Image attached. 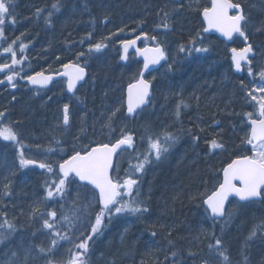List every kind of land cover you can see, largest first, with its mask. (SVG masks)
Returning a JSON list of instances; mask_svg holds the SVG:
<instances>
[{
	"label": "trees",
	"instance_id": "obj_1",
	"mask_svg": "<svg viewBox=\"0 0 264 264\" xmlns=\"http://www.w3.org/2000/svg\"><path fill=\"white\" fill-rule=\"evenodd\" d=\"M24 1L17 0L19 7L16 8L15 15L19 21H16V27H12L4 34V43L0 44L2 48L11 45L17 54V59L21 61L11 70H7L6 76L18 74L17 72L21 69L23 73L29 69L35 73L56 72L64 64L53 67L46 65L44 69L39 70L37 57L45 56L47 64L55 52L64 56L67 51L80 50L84 53L81 55L83 59L74 60V64L91 67L87 61L94 58L100 61L102 75L93 79L90 68L89 83L93 84L91 87L96 93V99L108 98V100H113L115 108H120L114 118L120 124L127 122L123 113V91L129 80L118 77L120 67L115 57V49L108 48V34L112 35L110 39L117 36L124 40L143 34L150 37L154 33L161 34L162 43L171 59V64L173 65L178 60L181 61L182 76L188 67L195 65L193 62L198 58L182 61L188 57L189 53L181 52L180 47L183 46L186 49L192 47L193 40L196 41V46H202L201 42L205 40L202 35L201 13L209 4L208 0H29L28 7H24ZM251 5L253 4H247L246 9H250ZM118 11L117 15L113 14ZM165 12L168 13L166 18ZM128 14H131V18L126 20ZM77 19L82 21L94 19L96 22L90 30L82 27L75 31L71 26L78 21ZM28 21H32L33 28L23 32V28L29 25ZM165 22L169 25L168 28L158 27ZM33 33L37 34L36 39L32 37ZM43 35L50 45L40 54L39 40L43 39ZM102 40L107 47L100 52H89V48ZM21 44L27 45L23 53L19 51ZM113 44L117 45L114 41ZM209 51L210 49L208 53ZM9 60L11 64V54H9ZM202 66L200 75L208 76L204 81L206 84L202 86L208 87L211 95L208 94L206 98L200 96L191 108H188V104L182 100L187 107L181 105L186 113L181 114L184 118L180 120L181 125L177 128L178 139L174 144L177 147L175 154L166 158L165 156L169 153L167 152L157 161L153 158L151 163L145 165L147 170L134 174L140 182H143L144 191L141 198L148 211L125 227L117 222L110 223L109 220H104L101 233L94 236L89 243V248L93 250L92 257H95L94 264H133L134 256L129 253L128 242L133 243L135 234L141 235L143 240L149 244L160 243L158 227H149L150 221L156 218L153 192H157V189L169 192L170 197L166 199L167 201H162V204H157L158 219L169 224L175 208L188 205L182 220L183 227H189V230L186 233L179 231L180 236L173 237L176 242L172 239H162V241L172 243L167 242V245L164 243L163 252L159 254L157 252L153 256L146 255L143 260H138L140 264H170L172 260H178L182 264H264V202L235 205L232 211L228 212V214L231 213V218L229 219L227 215L225 221L218 223H212L209 220L203 206V200L219 184L220 173L225 165L241 156L239 145L248 147L242 144L248 128L244 122V114L249 111L255 112L256 109L245 95L249 82L245 79V75L241 78L234 75L224 47H222L221 57H215L213 54L206 56ZM197 75H199L198 72L191 74L192 89L194 86H201L203 81ZM163 77L167 78L161 82L163 88L174 83L179 86L183 85L182 79L180 81L176 79V73L175 76L167 74V77L165 73ZM242 83L244 88L241 87ZM170 87L173 88V85ZM159 92L155 90V98H158ZM187 92L189 93V89ZM187 96L183 99L186 100ZM34 101L38 100L34 99ZM54 104L60 112L62 104L57 102ZM202 114L204 116H201ZM192 116L198 117L196 122L190 119ZM206 118H209V123L199 128L198 121L203 123ZM130 125L134 126V123ZM149 125L156 127L153 119L149 121ZM143 132L146 136L150 134L145 132L144 128L138 127L132 134L130 133L133 136L134 145L140 142ZM213 139H218L224 148L212 149L210 141ZM143 140H146L145 145L141 147V151L140 148L134 150L126 169L130 170V167L137 162L136 157L148 151L146 137ZM129 170H126L127 173ZM166 171H173V173L167 176ZM98 211L99 209H95L93 220ZM253 230H256V235L249 239ZM152 231L157 233L155 237L150 234ZM216 239L223 242L222 248L229 257L228 262H223L213 250L211 251L215 256L206 257L209 245H214ZM181 241L183 243H180ZM67 245H70V242ZM74 249L78 251L75 247ZM162 253L164 255L158 257ZM152 258L155 260L151 261ZM90 259L91 257L88 260Z\"/></svg>",
	"mask_w": 264,
	"mask_h": 264
},
{
	"label": "snow or ice",
	"instance_id": "obj_2",
	"mask_svg": "<svg viewBox=\"0 0 264 264\" xmlns=\"http://www.w3.org/2000/svg\"><path fill=\"white\" fill-rule=\"evenodd\" d=\"M14 0H0V39L4 38V25L6 22L14 24L15 17L12 12ZM55 7V5H53ZM230 10H235L233 14H229ZM203 19L207 24V27L202 29L203 32H210L215 30L219 32L224 38L232 41L234 36L242 38L244 46L241 48L232 47L231 61L237 72L241 71L245 66L247 67V73L249 76H253V69L251 67L253 59L256 55V50L253 45L249 43V35L246 31V25L248 24V16L245 14L240 3H235L233 0H211V7H205L202 10ZM165 18L168 13H164ZM11 18V19H9ZM168 28L169 25L165 22L158 27ZM123 31V30H121ZM257 32H264V24L256 28ZM199 37V33L197 34ZM139 38V37H138ZM147 39V36H145ZM153 41L156 40L155 36H152ZM15 43V41H13ZM136 45L135 39L125 40L123 42L124 55L121 57L123 60L128 59V50L134 48ZM192 47L185 48L180 47L181 52H188L191 54L194 52H207L208 48L203 46H196V41H192ZM27 45L21 44L19 51L24 52ZM107 47V44L98 42L94 47L89 48V52H100ZM5 53L11 54V64H0V72L11 68L21 63L17 59V54L9 45L4 49ZM137 54L144 57L143 70L139 73L140 79L136 83L129 85L128 99H127V114L133 115L136 109L147 102L149 96L150 82L143 79L144 71L149 69V65L159 64L161 60H164V50L157 44L154 48H136ZM84 55V53H80ZM64 71L59 75L67 77V91L73 92L76 89L77 83L83 81L85 78V68L78 63H67L63 65ZM259 84H252L247 87L245 95L249 102L252 103L256 109L255 112L249 111L244 114V122L248 126L246 129V135L242 140V144L250 146V149L245 148V151L250 150L251 155H242L232 160L227 167L222 169L223 178L222 182L218 184L216 189L207 195L203 200V203L207 206L206 211L210 212L213 219L223 218L225 216V204L228 201L229 196L238 198L240 202L249 203L255 201H264V70L259 73ZM14 75H7V83L15 88ZM53 75H45L44 72H39L35 76H29L28 81L33 85H39L40 87H47L52 82ZM0 83H4L0 80ZM241 87L245 86L243 83ZM187 107L186 104L177 105L176 116L180 115V107ZM62 123L67 126L70 122L69 106L67 104L63 107ZM120 111V108H115L107 119L102 124V129H108L109 133L114 131L112 120L116 116V113ZM3 113H0V117H3ZM218 123V122H217ZM0 139L4 141H11L19 143V137L17 132L10 126L0 127ZM148 142V151L142 156L136 157V164L130 167L128 173L121 178L119 174L113 175L115 172L113 157L118 155L119 150L127 151L134 148V139L131 134H128L121 129V133L115 142L97 144L96 146L88 149L73 150V153L67 158H62L55 166L41 162L36 159L25 158L23 151H20V166H35L40 169L53 173L58 170V177L53 180L51 184L46 182V200L58 198L57 202L71 197L72 208L68 209V212L62 213L60 219L62 222L67 223L69 226L74 221L79 220L80 216L86 211V207L80 204V192H76L73 196L72 191H69L76 185L77 187H84L90 193L92 201L99 206V211L95 215L94 223L90 226V234L81 235L77 237L78 243L74 244L76 249L81 251L71 253L67 264H87V253L89 251V241L93 240V237L98 233H101L102 226L104 224L105 217L107 216L109 222L115 215L121 213H130L132 215L140 214L148 211V208L143 205L142 201L133 198L134 186L137 185L138 180L135 177V173L143 172L145 165L152 162V159L160 160L162 156L174 146L177 137L173 134L164 132L162 136L148 134L146 136ZM210 147L212 149H223L224 145L219 142L218 139L210 141ZM53 151L52 149H48ZM79 182V183H78ZM238 182V183H237ZM90 186V187H89ZM8 185H5V195H10L7 191ZM138 194V189L136 190ZM127 196L129 199L125 200ZM91 201L87 207H91ZM40 211L39 204L32 210V215H35ZM70 213V214H69ZM41 216L50 217L44 218L42 228L49 230L50 237H58L50 239V246L45 248L43 246H36L39 254L44 256H50L53 250L57 247L59 240L69 239L67 235H60V232L56 229L55 221L57 220V213L55 210L40 213ZM229 219L231 213L228 214ZM0 229H4L0 232V243H3L4 239L11 236L16 230L15 226L8 220L4 219L0 222ZM153 237L157 235L155 231L150 233ZM171 233H169L170 235ZM256 235V230H253L249 236L252 239ZM169 243H172L169 241ZM223 242L220 239H216L214 245H209L210 250H213L215 254L222 258L223 262H228L229 257L225 254L222 248ZM24 260L18 261L17 253H12V259L8 264H28V257L31 252L25 249ZM192 255L193 253H189ZM175 256V253H173ZM46 264H53L51 259L46 261Z\"/></svg>",
	"mask_w": 264,
	"mask_h": 264
},
{
	"label": "rangeland",
	"instance_id": "obj_3",
	"mask_svg": "<svg viewBox=\"0 0 264 264\" xmlns=\"http://www.w3.org/2000/svg\"><path fill=\"white\" fill-rule=\"evenodd\" d=\"M242 1L245 2L246 4H250V3L253 4V5H251L250 9L248 8L247 16H248L249 22L246 25V31L249 35V39L253 40L255 43H257L256 45L252 44L257 51V58L252 62V65H251V67L253 69V76L248 75L247 67H246L244 70L245 71V73H244L245 79H247V81L249 82V85L259 84L260 79H259L258 73L261 70H264V54H263L264 32H257L256 28L260 27L262 24H264V0H252V1L242 0ZM17 5H18L17 0H14L13 7H12L13 13H14V9ZM9 19H11V18H9ZM8 24L12 25V23H10V22H8ZM5 25H6V23H5ZM5 25L3 27H5ZM5 33H6V29H4V34ZM114 39H116V37ZM1 41H2V39H0V42ZM201 45L203 47L208 48V49L210 48L211 50L209 51V53L213 54V56H215V57H221L222 56L221 46L218 45L213 40H204L201 42ZM236 45L237 46H242V45L244 46L243 39L237 38L236 39ZM117 52H119L118 49H117ZM209 53H208V51L207 52H199V53L193 51L191 54H188V57L184 58V60H182V61H188V60L193 59L195 57L199 58V60H200L202 56H207ZM3 63L4 62H2V60H0V64H3ZM180 64H181V61L178 60V61H175L173 65H174V67H176V69H179L181 67ZM15 66L16 65H14L12 68H14ZM169 71H172V70H169ZM125 72H128V73H125ZM160 75L161 74H157V75H154L150 78V82L153 84L155 90L160 91L158 98L154 97L152 102H150V104H149L150 106L143 113H141V115L139 116L140 122L138 121L139 117H138L137 121H134V122H139L140 124L144 125L146 123H149L148 119L149 120L153 119L156 127L159 126V128H158L159 132H157V133L149 132L150 134L162 136L163 133L166 131L168 133L173 134L178 139V135L176 133H177V128L179 127V125H181V122L178 120V118L175 114L176 109H177L176 105H179V102H178L179 100L184 101V99L183 98H177L176 96H174L170 92L171 89H166V90L164 88L160 89V81H161ZM119 76H124V80H127V79L131 80L132 78H135L136 72H130L129 69L127 68L125 70H122L118 74V77ZM207 78H208V76H207ZM89 86H90V83H88L81 91H79L74 97H72V99L67 100L69 103L71 102L69 105L70 122H69V125H67V126L63 125V123H62L63 113H61V115L58 118L59 127L55 131L56 140H54L55 142L53 144H51V146H52L51 149L53 150L50 152L51 155L50 156L38 155V154H35L32 150L29 151L27 149V147H25L24 148L25 158L36 159L38 161L47 162V163H50V164L55 166L59 161H61L62 158H65V156L69 153L70 148H72L71 147L72 143H74L75 148L82 150V149H85L88 147L90 148V147L97 145L99 143H111V142L115 141L116 139L119 138L120 133H121V129H123L124 132L131 133V134L135 131V129L138 126H132V125L127 126L126 124H120V123H119L120 125L118 127H114V131L111 133H109L108 129H106V128L102 129V127H101L102 124L107 119V117L111 114L113 109L106 104V100H103L104 98H99V99H101L99 101V104L97 101H92L89 104H87L83 95L86 94L87 88ZM16 87L17 86H15L14 89L11 88L10 93H8L6 95H8L10 98L11 97H17V95L20 93V91H18L16 89ZM92 90H93V87H91L89 89V91L87 92V95ZM52 92L56 93V92H58V89L53 88ZM52 92L50 91L44 95L37 94L34 97H32V99H36V100H40V99H44V98L50 99V94H52ZM48 95H49V97H48ZM175 95L180 96L181 94L178 93ZM87 100H89V99H87ZM175 101H176V103H174ZM87 108H89L91 110V114L86 113L85 110H87ZM98 108L103 110L104 113L103 114H96V110ZM2 113L4 115H3V117H0V127H3V126L12 127L17 132L18 137H19V144H21L23 142V140H22L21 133H20L19 129L16 128V125L11 120L10 116H8L7 112H2ZM185 113L186 112L183 111V114H185ZM75 117L76 118L81 117L83 119L82 129L79 130L78 132H77V130L74 129V123L76 120ZM114 118L115 117H113L112 121H115ZM144 127H145V129L147 128L145 125H144ZM85 130H88L90 132V134L93 137L94 143H87L85 146H83L81 144V138H82L81 135H82V132ZM72 131L74 132L75 136L72 137L67 144H65L62 140V137L71 134ZM145 137H146V134L143 132L142 135L140 136V142H139L140 144H137L135 146V149L145 145L146 140L145 141L143 140V139H145ZM60 140H62V142ZM3 147L12 151V147L10 145H5ZM245 148L246 147L239 145V151L242 153V155H246V154H249L251 152L250 150L245 151L244 150ZM248 149H250V147ZM174 150H175V145L169 149V151H168L169 153L165 157L169 158L172 155ZM46 152H49V150H47ZM132 153L133 152H131L129 154H125L121 157V159L118 162L116 172H114L113 175L118 172V174L121 178H123L125 176V174L123 175V170L125 171L124 173H127V171L129 170V169H126V166L129 165L128 162L133 157V156H131ZM155 161H157V160H155ZM31 167H34V168L31 169ZM26 169L27 170L30 169L29 171H27L26 174H30V176H33V177L40 179L41 186H40L39 190H41L42 187L44 186V191H45L46 182L48 183V182L53 181L55 179V175L57 174V170L54 171L53 173H48L47 171H45L43 169H40V168L35 167V166H31V165H30V167L27 166ZM145 170H147L146 167L144 168L143 172ZM18 172L20 173V171H18ZM143 172H139V173H143ZM145 175H146V173H145ZM25 176L27 177L28 175H25ZM138 182H139V184L134 186L133 198H135L139 201H142L140 198L142 196L144 186H143V184L140 185L139 180H138ZM137 189H138V194L136 191ZM69 191H72L73 196H75V193L77 191L80 192L81 196H80L79 203L85 205V207H86V211L83 212V214L80 216L79 220L74 221L71 226H69L65 222H62L60 219L62 213L68 212V209L73 207V205L71 203L72 198L69 197V198H66L64 200H60L59 202H57L58 198L46 200L45 199L46 191H45L44 194L42 195L41 199H39L37 201V204H39L40 211L38 213H36V217H35L36 225L35 226L40 224L41 228L39 230H37L35 228V238H36L35 246L32 245V242L30 241L29 237L26 239L23 238L21 232L19 233V234H21V237H17V235H19V234H17V232H15L12 234L13 239L10 242H8L9 237H10L9 236L6 239H4L3 243L0 244V257L1 256L3 257V258H0V263L8 264L9 260L12 259V253L13 252L25 253V249H27L31 252L30 259L28 260V264H46V261L48 259H51L53 261V264H67V260L69 259L70 254L74 253L73 243L79 242L77 237H81L82 234L88 235L90 233L89 232L90 226L94 223L93 216H94L95 207H96L95 202L92 201L91 193H89V191L86 188H84L82 186L77 187L76 185H73V187L71 189H69ZM127 199H129V197L125 196V200H127ZM90 201H91L92 206L87 207V205ZM37 204H36V206H37ZM233 208H234V206L231 207L230 210L232 211ZM48 209H49V211H52V210L56 211V213H57V220L55 221L56 229L60 232L61 236L67 235L69 237V239L59 240L58 245L53 250L52 254L50 256H44V255H41L38 253L36 246L39 245V246H43L45 248H48L50 246V244H49L50 240L45 235L46 230L42 228L43 219L48 218V217H46V216L42 217L40 214V213H46ZM125 213L127 214L126 216H123L124 213L113 216L111 218L110 223L116 222V221L121 222V226L125 227L131 222L129 220H135L138 218V214L132 215V214L127 213V212H125ZM4 219H8L10 221V219L6 215H4L2 218H0V222H2ZM49 219H51V218L49 217ZM106 220H108L107 216H106ZM124 220H128V221H124ZM27 226L30 229H32V227L30 225H27ZM19 231H21V230L19 229ZM31 236H34L33 233ZM50 238L51 239L52 238L58 239V237H50ZM67 242H70V245H67ZM59 244H61V245H59ZM32 247H34V249L31 250ZM79 251H81V250H79ZM212 255L215 256L214 252H212L210 250V248H208V252H207L206 257H211ZM91 259H92V261L89 264H94V262H95L94 257H92ZM18 261L22 262L23 260L18 259ZM170 264H182V263L179 262L178 260H172Z\"/></svg>",
	"mask_w": 264,
	"mask_h": 264
},
{
	"label": "bare ground",
	"instance_id": "obj_4",
	"mask_svg": "<svg viewBox=\"0 0 264 264\" xmlns=\"http://www.w3.org/2000/svg\"><path fill=\"white\" fill-rule=\"evenodd\" d=\"M30 1L25 0L24 1V7L29 6ZM22 4V3H21ZM119 13H113L114 15H117ZM131 18V14H128L126 17V20H129ZM74 22L72 27V30H77L82 27L88 28L90 30L93 28L94 23L96 22L94 19H86V20H79ZM32 21H28V27L23 28V32L26 30H29L30 28H33ZM60 22V21H59ZM37 34L33 33L32 37L36 39ZM112 37L111 34H108V38L110 39ZM39 38V35H38ZM49 41L44 37L43 39L39 40V51L40 54H42L45 50H47ZM80 50H70L67 51L64 56L59 55V53L55 52L51 55V57L48 60V63L46 64V57L40 56V58L37 57V68L39 70H42L47 67H53L60 64H67V63H74V60H82L83 57L80 55ZM87 61V60H86ZM88 65L91 66L92 71V78L96 79L97 76L102 75L100 70V61L98 59L94 58L90 61H87ZM195 65H192L193 67H188L187 71H185L184 76L182 74L179 76L178 80H183V85L185 88L189 89L190 92L187 93V99L185 100L188 104V108L194 107V104L196 103V99L200 96H204L205 98L209 95H211V91L208 87L202 86L203 84H206L204 81L207 80L206 78H202V75H200L202 71V63L203 61L196 60L193 62ZM194 72H198L200 79H203L201 86H194L192 89V83H191V74ZM195 75V74H194ZM160 77H162L160 75ZM90 86H93L91 84ZM87 88V92L91 87ZM84 94V99L87 104H89L92 101H97L99 104V101L101 99H96V93L92 90L87 95ZM174 96L177 98H183L181 93V87L179 84L174 83L173 88H171L170 91ZM180 93V96H177L175 94ZM89 99V100H87ZM106 99V104L110 106L113 110L115 109V104L112 103L111 100ZM103 99V100H105ZM182 100H179L180 102ZM54 102L61 104H69L68 101L61 98V96L57 95L55 97V94L50 99L44 98L40 101H34V99L31 98V96L22 95L17 100L10 98L8 95H6L3 92H0V113L7 112L8 116H10L11 120L16 125V128L19 129L21 133V137L23 142L21 143L22 146H26L29 151H33L35 154L38 155H44V153L51 149V142L52 140H56V129L59 127L58 125V117H59V111L57 108V105L54 104ZM175 103V102H174ZM69 106V105H68ZM86 113L91 114V110L87 108L85 110ZM103 110L98 108L96 110V114H103ZM201 116H204L202 114ZM198 117L192 116L190 119L192 121L197 120ZM75 123H74V129L79 130L82 129L83 126V119L81 117L76 118L75 117ZM113 128L118 127L120 124L117 121L112 122ZM209 123V118L204 119L203 123L198 121L197 126L199 128L205 127V125ZM159 126L155 127L153 125H149L145 131L147 132H159ZM75 134L72 131L71 134L63 136L62 140L65 144L69 142V140L74 137ZM81 144L85 146L87 143H94L93 137L90 134L88 130H85L82 132L81 135ZM62 140H60L62 142ZM74 143L71 144L69 154L73 153V150L77 149L74 147ZM30 147V148H29ZM66 155V156H67ZM16 156L13 154V152L5 147L0 146V216L6 215L10 221L16 224V227L21 230V234L23 238H30L32 235V229H30L27 225H30L33 228V220L35 218V215H32V210L36 206L38 201V189L40 187V179L33 177V176H24L20 174L16 167ZM177 171V170H173ZM173 171H166L165 175H171ZM39 179V180H38ZM5 185H8L7 191L10 192V195H5ZM169 197V192H165V190L160 189L157 192H153V202H155L154 206V216L155 219L150 221L149 227L157 226L158 227V236L160 237V243L159 244H149L148 242H145L141 235H134V240L132 244L128 242L129 247V253L134 256L133 264H140L138 260H143L146 255L153 256L155 253L158 252L161 253L164 251L165 245L168 243L165 241H162V239H172L174 242L175 239L173 237H176L177 235L180 236V232L186 233L189 230V227H183V220L182 217L189 207L188 205H183V207L177 206L175 208V211L173 212V218L168 222L169 224H165L163 220L158 219V213H157V204H162V201H167L166 199ZM170 198V197H169ZM158 219V220H157ZM154 221V222H153ZM167 222V221H166ZM185 228V229H183ZM169 233H171L169 235ZM184 235V234H183ZM136 243V245H135ZM164 243H166L164 245ZM180 243H183L182 241ZM164 245V247H163ZM127 246V245H126ZM34 249V247L31 248V250ZM17 257L20 260H24L25 254L23 252H16ZM164 253L160 254L158 257H162ZM157 258V257H155ZM155 258H152L151 261H154ZM30 259V256L28 257V260ZM151 264V263H150Z\"/></svg>",
	"mask_w": 264,
	"mask_h": 264
},
{
	"label": "water",
	"instance_id": "obj_5",
	"mask_svg": "<svg viewBox=\"0 0 264 264\" xmlns=\"http://www.w3.org/2000/svg\"><path fill=\"white\" fill-rule=\"evenodd\" d=\"M235 10H230V12H229V14L231 13V12H234ZM204 20V19H203ZM204 23H205V26L207 27V24H206V22L204 21ZM205 34L206 35H216V36H218V37H220L222 40H224V41H226L227 43H230L231 41H229V40H227L226 38H224L219 32H216L215 30H211L210 32H205ZM133 50H135V47L134 48H130L129 50H128V52H130V51H133ZM138 58L139 59H141V60H143L144 61V57L143 56H141V55H139L138 54ZM163 60H161L160 61V63L159 64H156V65H149V69L147 70V71H144V73H143V79H144V76L146 75V74H148L149 72H151V71H153V70H156V69H158V68H160V66L163 64ZM234 70H235V68H234ZM64 71V70H63ZM235 72L236 73H238V74H241L242 73V70L241 71H239V72H237L236 70H235ZM86 77H87V73H86V71H85V78H84V80L83 81H80V82H78L77 83V86H76V89L73 91V92H69V91H67L68 92V94H73L81 85H83L84 84V82H85V80H86ZM61 79H67V77H65V76H61V75H59V76H57V77H54L53 78V80H52V82H50L48 85H47V87H43V88H45V89H48L54 82H56V81H58V80H61ZM29 82V81H28ZM29 84L31 85V87H40L39 85H33V84H31L30 82H29ZM40 88H42V87H40ZM149 97H150V88H149V96L147 97V101H148V99H149ZM127 99H128V90H127V93H126V107H127ZM147 103V102H146ZM146 103L144 104V105H141L139 108H137L136 109V112H135V114H133V115H129V116H131V117H135V115L146 105ZM122 150H119V152H118V154L121 152ZM115 158H116V156H114L113 157V162L115 161ZM222 178H223V173H222ZM238 183V182H237ZM232 201H237V202H239L240 204H246V203H244V202H240L239 200H238V198H236V197H234V196H229V198H228V201L226 202V204H225V209H226V211H227V209H228V207H229V205H230V203L232 202ZM255 202H262V201H255ZM249 203H251V202H249ZM204 207H205V209H206V205L204 204ZM209 215H210V218H211V220L212 221H221V220H223L224 218H225V216H226V212H225V216L223 217V218H216V219H213L212 217H211V214H210V212H209Z\"/></svg>",
	"mask_w": 264,
	"mask_h": 264
}]
</instances>
